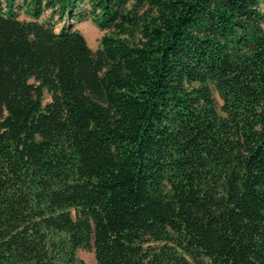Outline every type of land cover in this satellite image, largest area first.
<instances>
[{
    "label": "trees",
    "instance_id": "16d2710c",
    "mask_svg": "<svg viewBox=\"0 0 264 264\" xmlns=\"http://www.w3.org/2000/svg\"><path fill=\"white\" fill-rule=\"evenodd\" d=\"M79 249L264 264V0H0V264Z\"/></svg>",
    "mask_w": 264,
    "mask_h": 264
},
{
    "label": "rangeland",
    "instance_id": "374dc122",
    "mask_svg": "<svg viewBox=\"0 0 264 264\" xmlns=\"http://www.w3.org/2000/svg\"><path fill=\"white\" fill-rule=\"evenodd\" d=\"M24 16L23 11L20 12V17ZM76 27L83 33L86 38L88 45L91 49H96L99 46V41L101 35L104 33L102 30L98 29L89 18H86L83 21L75 22ZM56 30L59 28V22L55 24ZM214 96L218 104L221 103V100L218 94L215 92ZM49 99L47 92H44V102ZM77 256L83 259L84 262L91 264L94 262V253L91 250L79 249L77 250Z\"/></svg>",
    "mask_w": 264,
    "mask_h": 264
}]
</instances>
